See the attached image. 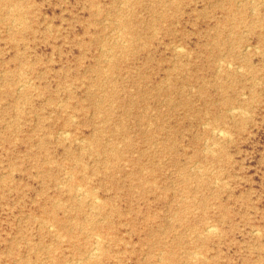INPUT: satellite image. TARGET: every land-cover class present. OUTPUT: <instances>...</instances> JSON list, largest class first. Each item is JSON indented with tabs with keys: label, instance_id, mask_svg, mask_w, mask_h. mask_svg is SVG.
<instances>
[{
	"label": "rangeland",
	"instance_id": "374dc122",
	"mask_svg": "<svg viewBox=\"0 0 264 264\" xmlns=\"http://www.w3.org/2000/svg\"><path fill=\"white\" fill-rule=\"evenodd\" d=\"M0 264H264V0H0Z\"/></svg>",
	"mask_w": 264,
	"mask_h": 264
},
{
	"label": "bare ground",
	"instance_id": "6f19581e",
	"mask_svg": "<svg viewBox=\"0 0 264 264\" xmlns=\"http://www.w3.org/2000/svg\"><path fill=\"white\" fill-rule=\"evenodd\" d=\"M10 6V5H9ZM22 7V6H21ZM8 8H10L11 9V7H8ZM13 10V9H12ZM8 11V10H7ZM14 22V21H13ZM19 66V65H18ZM239 67V66H238ZM242 67V66H241ZM29 68V67H28ZM40 71V70H39ZM219 71V70H218ZM98 73V72H97ZM42 76V75H41ZM164 87H161L160 86V84L156 87V89H161V90H164L163 89ZM136 101V100H135ZM134 105V104H133ZM230 111V110H229ZM230 112H232V113H236V114H243L240 110H235V109H231V111ZM86 115V114H85ZM72 122H73V120H72ZM122 124V123H121ZM118 125V124H117ZM64 131V130H63ZM216 131H217V133H216V135H218V137H222V138H225V137H227V133H226V131H225V129L223 128V127H220V126H218L217 128H216ZM69 134V133H68ZM68 134H64V137H66V139H67V136H68ZM228 134H229V132H228ZM231 135V134H230ZM230 135H229V137H230ZM219 139V138H218ZM227 139V138H226ZM64 140H65V138H64ZM76 140V139H75ZM220 140V139H219ZM228 140H230V138L228 139ZM67 141V140H66ZM208 142V141H207ZM83 143V142H82ZM118 144V143H117ZM213 151V150H212ZM210 152V151H209ZM30 159H32V158H30ZM116 159V158H115ZM52 161V160H51ZM53 163V162H52ZM110 164V163H109ZM112 165V164H111ZM113 167V166H112ZM105 171V170H104ZM197 173V172H196ZM200 175H202V174H200ZM113 177V176H112ZM73 179V178H72ZM217 184V183H216ZM77 186V185H76ZM123 186V185H122ZM80 187V186H79ZM78 187V188H79ZM83 191V190H82ZM79 192V191H78ZM84 192V191H83ZM85 192H87V191H85ZM84 192V193H85ZM79 195H81L80 193H79ZM95 197H96V195H95ZM95 197H93V198H95ZM128 197V196H127ZM79 198H80V196H79ZM79 200V199H78ZM88 200V199H87ZM91 201V200H90ZM92 202L94 203V204H97L96 203V201L95 200H92ZM101 202V201H100ZM43 203V202H42ZM51 205V204H50ZM103 205V204H102ZM57 206V205H56ZM94 206V205H93ZM76 207V206H75ZM82 207V206H81ZM45 208V207H44ZM53 208H55V207H53ZM94 213V212H93ZM96 215H98V214H96ZM43 221H44V219H43ZM48 222V221H47ZM62 224V223H61ZM217 227V226H216ZM49 228V227H48ZM50 229V228H49ZM205 229H206V231H207V233L209 232V233H212V232H215V227H214V225L213 224H207L206 225V227H205ZM218 229V228H217ZM256 232V231H255ZM259 233V232H258ZM63 234V233H62ZM56 235V234H55ZM78 235V234H77ZM57 236V235H56ZM58 237V236H57ZM96 237H98V236H96ZM94 240V239H93ZM97 240V239H96ZM97 242V241H96ZM94 244H96L95 242H93ZM98 243V242H97ZM96 245H98V244H96ZM99 246V245H98ZM95 248H98V247H95ZM98 250H100V249H98ZM93 251V250H92ZM94 253L95 254H97V250H94ZM198 254V253H197ZM93 255V254H92ZM199 255V254H198ZM96 256V255H95ZM98 256V255H97ZM196 256V255H195ZM200 256H202V255H200ZM92 257V256H91ZM202 257H204V256H202ZM161 259V258H160ZM159 260V259H158ZM82 261V260H81ZM193 261V260H192ZM195 261V260H194ZM67 263V262H66Z\"/></svg>",
	"mask_w": 264,
	"mask_h": 264
}]
</instances>
